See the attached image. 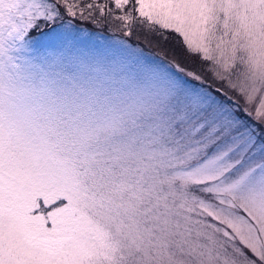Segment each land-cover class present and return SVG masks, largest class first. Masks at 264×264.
<instances>
[{"label": "snow or ice", "instance_id": "1", "mask_svg": "<svg viewBox=\"0 0 264 264\" xmlns=\"http://www.w3.org/2000/svg\"><path fill=\"white\" fill-rule=\"evenodd\" d=\"M0 264H264V0H0Z\"/></svg>", "mask_w": 264, "mask_h": 264}, {"label": "rangeland", "instance_id": "2", "mask_svg": "<svg viewBox=\"0 0 264 264\" xmlns=\"http://www.w3.org/2000/svg\"><path fill=\"white\" fill-rule=\"evenodd\" d=\"M73 24L76 28L74 35L89 47L105 48L116 45L118 41H123L130 47L138 49L146 57L169 64L178 63L186 70L204 74L203 66L198 58L190 56L186 52L184 53L181 48L183 45L175 34L165 33L163 35H155L137 30L130 37H125L122 32L116 29L115 24L111 26L107 24L94 25L88 20L82 21L79 18H76ZM52 35L54 34L47 32L45 36H38L37 39L41 44L46 45L49 43ZM178 45H181L180 48ZM208 82L211 83L210 80Z\"/></svg>", "mask_w": 264, "mask_h": 264}, {"label": "trees", "instance_id": "3", "mask_svg": "<svg viewBox=\"0 0 264 264\" xmlns=\"http://www.w3.org/2000/svg\"><path fill=\"white\" fill-rule=\"evenodd\" d=\"M93 27H94V26H93ZM180 46H181V45H178V47H179V48H180ZM181 48H182V50L184 51V49H183V47H182V46H181ZM184 53H185V51H184ZM192 59H194V58H192Z\"/></svg>", "mask_w": 264, "mask_h": 264}]
</instances>
